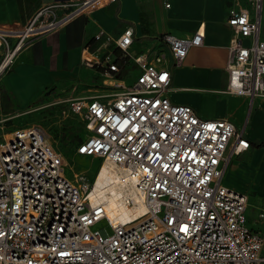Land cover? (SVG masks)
<instances>
[{
  "label": "built area",
  "instance_id": "2783aa9c",
  "mask_svg": "<svg viewBox=\"0 0 264 264\" xmlns=\"http://www.w3.org/2000/svg\"><path fill=\"white\" fill-rule=\"evenodd\" d=\"M101 1L84 0L63 15L56 8L65 4H48L21 25L0 24V80L36 36ZM248 2L229 9L227 91L264 96V0ZM203 36L200 28L188 37L163 36L175 65ZM107 38L114 49L96 55L84 46L81 62L102 68L112 91L70 98L64 111L79 116L88 132L75 152L114 163L147 210L113 220L90 197L94 180L65 175L63 155L43 127H16L0 138V264H264L263 236L247 222L248 195L223 182L228 151L248 148L249 140L229 119L203 118L171 101V71L129 52L132 27ZM116 49L139 67L130 83L109 80L120 71ZM125 202L138 201L128 195ZM101 221L112 232L93 229Z\"/></svg>",
  "mask_w": 264,
  "mask_h": 264
},
{
  "label": "crops",
  "instance_id": "0c3cea01",
  "mask_svg": "<svg viewBox=\"0 0 264 264\" xmlns=\"http://www.w3.org/2000/svg\"><path fill=\"white\" fill-rule=\"evenodd\" d=\"M83 1L0 0V24L21 25L37 10L54 3L65 4L56 8L57 14L63 15ZM235 1L110 0L36 36L3 75L2 86L15 107L22 109L50 88H68L92 71L97 72L104 83L108 75L102 68L82 64V48L88 46L96 55L103 54L114 49L108 35L117 37L126 27H132L129 52L144 54L149 61L171 71L168 91L171 101L190 105L203 118H227L236 131L249 140L248 148L238 153L228 151L223 182L248 195L247 222L264 239V145H260L264 142V96L249 97L227 91L226 64L232 37L227 19L229 9L236 6ZM240 4L250 7L248 0H240ZM198 28L204 32L202 43L192 45L182 63L175 65L163 36L188 37ZM100 31H103L102 37L96 39ZM261 37H264V2ZM114 54L120 71L112 73L109 80L132 82L139 67L132 58L122 57L119 49ZM158 56H161L160 61L156 60ZM126 63L129 65L125 66ZM63 80L69 81L62 85Z\"/></svg>",
  "mask_w": 264,
  "mask_h": 264
},
{
  "label": "rangeland",
  "instance_id": "374dc122",
  "mask_svg": "<svg viewBox=\"0 0 264 264\" xmlns=\"http://www.w3.org/2000/svg\"><path fill=\"white\" fill-rule=\"evenodd\" d=\"M102 0L98 6L105 4ZM95 8H92L94 10ZM90 9H87V11ZM129 65V63H126ZM69 80H63L62 85ZM112 87L103 83V78L95 71L89 72L68 88L52 87L45 91L29 106L17 109L0 80V138L14 128L28 125H38L46 130L52 144L62 153L65 162V175L70 179L93 181L101 166V158L87 156L75 152L76 143L73 135L81 140L88 134L83 120L74 114H68L67 100L84 98L87 95H109ZM92 183V182H89ZM105 228L112 232L106 221L96 224L93 229Z\"/></svg>",
  "mask_w": 264,
  "mask_h": 264
},
{
  "label": "bare ground",
  "instance_id": "6f19581e",
  "mask_svg": "<svg viewBox=\"0 0 264 264\" xmlns=\"http://www.w3.org/2000/svg\"><path fill=\"white\" fill-rule=\"evenodd\" d=\"M128 195L134 196L138 202L132 206L127 205L125 197ZM90 197L94 202H103L108 216L116 221L137 218L147 210L142 195L134 185L121 181L118 168L109 160L102 162L99 167Z\"/></svg>",
  "mask_w": 264,
  "mask_h": 264
},
{
  "label": "trees",
  "instance_id": "16d2710c",
  "mask_svg": "<svg viewBox=\"0 0 264 264\" xmlns=\"http://www.w3.org/2000/svg\"><path fill=\"white\" fill-rule=\"evenodd\" d=\"M72 141L73 142H75L76 143V145L81 141V138H80V136H78V135H73V137H72ZM75 145V146H76ZM260 145H264V142H260Z\"/></svg>",
  "mask_w": 264,
  "mask_h": 264
}]
</instances>
